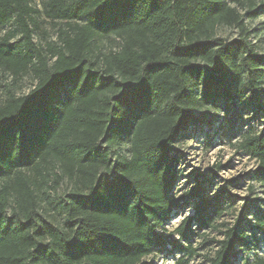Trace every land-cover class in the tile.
Listing matches in <instances>:
<instances>
[{
	"label": "trees",
	"instance_id": "16d2710c",
	"mask_svg": "<svg viewBox=\"0 0 264 264\" xmlns=\"http://www.w3.org/2000/svg\"><path fill=\"white\" fill-rule=\"evenodd\" d=\"M35 3L0 0V27L15 26L0 36V68L36 81L0 105V264H139L168 248L187 264L199 256L198 231L217 227L226 212L227 191L211 196L198 181L175 196L172 146L197 110L241 98L247 87L261 102L264 56L245 41L216 38L218 26L242 27L243 16L225 0H45L46 17L67 28L40 45ZM100 33L114 35L118 49L95 52ZM258 105L262 129L248 132L241 148L256 160L252 177L264 194V102ZM123 145L127 156L115 152ZM56 166V183L67 177L75 185L59 204L63 227L40 215L38 190ZM190 201L194 214L175 229L178 238L162 235L173 210ZM260 212L251 227L264 234ZM247 223L243 212L232 226L221 224L224 237L213 240L208 264H234Z\"/></svg>",
	"mask_w": 264,
	"mask_h": 264
},
{
	"label": "rangeland",
	"instance_id": "374dc122",
	"mask_svg": "<svg viewBox=\"0 0 264 264\" xmlns=\"http://www.w3.org/2000/svg\"><path fill=\"white\" fill-rule=\"evenodd\" d=\"M35 1L39 11L35 15V42L46 45L48 42L58 41L59 29L67 28V23L46 17L43 6L45 0ZM225 1L243 16V26L222 24L217 28L216 38L225 42L226 45L245 41L258 54L264 56V0H253L257 8H254L255 10L250 9L247 2ZM76 22L78 20L71 21V23ZM14 28L12 23L0 27V36L8 34ZM118 46V40L112 34L100 33L95 40V52L99 49L106 54L118 49ZM35 84L32 74L15 78L0 68V105L5 102L10 92L16 95L27 94ZM259 99L264 102V96ZM261 102L247 87L241 98L236 97L232 101L223 100L214 106L197 110L194 122L178 135L172 146V158H175L173 169L177 174L173 192L175 196L189 190L198 181L203 182L207 193L211 196L223 189L227 191L222 199L228 205L226 212L218 219L217 227L198 231L193 243L198 249L199 256L186 258L187 264H208L205 256L213 255L217 248L213 240H221L224 237L222 232L225 227L221 224L227 223L232 226L239 214L243 212L249 222L247 223V239L241 245L239 255L233 263L247 264V262H253L257 256L264 257V234L251 227V224L255 226L262 214L260 212L258 215L256 208H264L262 188L252 177L258 164L246 150L241 148L242 140L248 132H260L262 129L263 118L258 105ZM127 150V145L115 148L117 155L121 153L127 156ZM52 171L57 174H51L47 185L38 190L40 215L43 221L63 227L66 214L59 204L75 189V185L67 177L57 184L56 182L60 179L56 175H61V170L56 166L51 168ZM251 201L255 202L246 212L245 206ZM10 213L9 209L8 214ZM193 214V202L185 203L181 209L173 210L171 217L159 229V232L164 236L177 239L178 234L175 233V229L185 216ZM181 256V252L169 251V248L164 251L157 249L151 255L144 257L139 264H184L178 261Z\"/></svg>",
	"mask_w": 264,
	"mask_h": 264
}]
</instances>
